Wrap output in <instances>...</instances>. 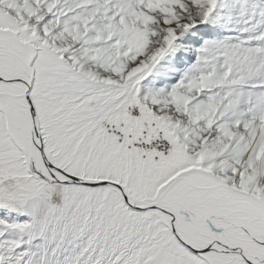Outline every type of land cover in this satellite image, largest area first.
<instances>
[{
	"label": "snow or ice",
	"instance_id": "6c2138e0",
	"mask_svg": "<svg viewBox=\"0 0 264 264\" xmlns=\"http://www.w3.org/2000/svg\"><path fill=\"white\" fill-rule=\"evenodd\" d=\"M0 264H264V0H0Z\"/></svg>",
	"mask_w": 264,
	"mask_h": 264
}]
</instances>
